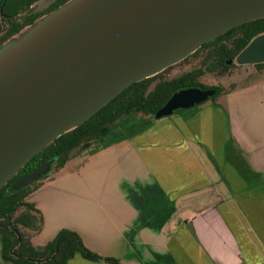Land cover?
Here are the masks:
<instances>
[{
    "label": "crops",
    "instance_id": "crops-1",
    "mask_svg": "<svg viewBox=\"0 0 264 264\" xmlns=\"http://www.w3.org/2000/svg\"><path fill=\"white\" fill-rule=\"evenodd\" d=\"M239 93L242 107L264 117V76ZM226 103L146 119L143 129L112 136L115 144L76 154L59 181L78 179L110 199L97 200L101 213L78 228L59 223L55 232L73 231L88 250L121 264H264V139L237 134ZM232 137L239 147L233 152ZM52 179L28 198L43 212ZM0 264H12L2 259L1 243ZM67 264L110 263L75 254Z\"/></svg>",
    "mask_w": 264,
    "mask_h": 264
},
{
    "label": "water",
    "instance_id": "water-1",
    "mask_svg": "<svg viewBox=\"0 0 264 264\" xmlns=\"http://www.w3.org/2000/svg\"><path fill=\"white\" fill-rule=\"evenodd\" d=\"M263 18L264 0H67L41 15L0 46V190L35 155L132 84ZM231 63L264 64V32L226 61ZM214 95L213 88L181 89L147 120L192 109ZM57 160L15 179L6 192L52 179L65 166L56 168ZM0 220L16 233L17 246L11 219Z\"/></svg>",
    "mask_w": 264,
    "mask_h": 264
},
{
    "label": "trees",
    "instance_id": "trees-1",
    "mask_svg": "<svg viewBox=\"0 0 264 264\" xmlns=\"http://www.w3.org/2000/svg\"><path fill=\"white\" fill-rule=\"evenodd\" d=\"M7 1L0 0V46L23 27L67 0H55L45 10L37 13H33L31 8L41 0H31L25 7L15 11L9 8ZM262 32H264V18L245 23L205 43L183 60L186 62L188 58L200 59L199 67L168 78L166 74L176 66L174 65L151 78L132 84L88 121L61 135L35 155L8 184L54 157L58 158L56 168L63 167L77 152L115 133L116 130H112V125L125 115L139 113L153 119V114L173 93L181 89L213 88L216 90V95L208 102L215 104V99L223 92L222 87L204 85L200 82V78L206 72L216 77H224L232 68L245 67H238L233 63L227 65L226 61L233 60L254 36ZM246 67H252L261 74L264 64ZM8 184L0 190V217L11 219L20 236V242L15 246L16 233L10 228L7 220H0L1 256L4 261L12 264H67L75 254H80L91 261L103 260L110 264H121L117 259L103 258L91 252L77 233L67 229L58 231L56 236L42 247L32 246L30 235L40 231L42 217L36 207L28 202V198L41 184H34L12 194L6 192Z\"/></svg>",
    "mask_w": 264,
    "mask_h": 264
},
{
    "label": "rangeland",
    "instance_id": "rangeland-1",
    "mask_svg": "<svg viewBox=\"0 0 264 264\" xmlns=\"http://www.w3.org/2000/svg\"><path fill=\"white\" fill-rule=\"evenodd\" d=\"M30 1L31 0H8L7 3L9 8L15 11L25 7ZM54 1L55 0H41L37 2L31 10L34 12L39 11ZM179 63H177L176 66L166 74L168 78L176 77L185 71L199 67L200 59L188 58L186 62H183L182 60ZM262 76H264V69L260 74L257 73L254 68L245 66L230 69L224 77H216L212 73L206 72L204 76L200 78V82L204 85L222 87L223 92L217 96L215 99L216 102L219 104L227 102L226 104L230 109V118L233 124V129L237 134L249 136L251 139H253V137H256L257 139L263 137L264 139V121H261L264 117H255L253 106L246 108L240 105L239 90L248 85L254 84L256 79ZM140 119H147V116L139 113H132L123 116L122 119L112 125L113 131L117 129L119 131L109 135L104 140H112V135L115 136L117 134L126 133L130 128L131 131L143 129L145 127L143 126L145 122L137 121ZM126 124L130 125L124 127ZM121 128L124 129L120 130ZM105 141L99 142L98 145L105 148L115 144L112 141ZM228 148H230L232 152L239 149L238 144L233 137L231 138ZM59 177L64 176H56L51 181L47 182L48 186L46 189L50 192L44 200L46 204V207L44 208L45 211L43 212L37 209L42 217V226L39 232L30 235V238L33 239V243L46 242L47 244L50 242L57 234L55 232L56 229L54 230V224L57 226V224L62 223L71 228H78V221H81L85 216L101 213V210L94 205L97 204V200L103 201L110 199L109 191L96 194L94 189L86 188V186H84L78 179L66 183L64 181H59V179H61ZM86 183L88 184V187L95 188L93 182L89 184V181H86ZM136 192L138 193L133 185L131 186V189H128V193L131 197H133V194L135 195ZM141 249L142 248H140V250ZM140 250H137L138 253H140ZM147 263L155 264L153 260L150 261L149 259H147Z\"/></svg>",
    "mask_w": 264,
    "mask_h": 264
},
{
    "label": "flooded vegetation",
    "instance_id": "flooded-vegetation-1",
    "mask_svg": "<svg viewBox=\"0 0 264 264\" xmlns=\"http://www.w3.org/2000/svg\"><path fill=\"white\" fill-rule=\"evenodd\" d=\"M53 3V2H52ZM52 3H50V5L52 4ZM50 5H48L47 7H49ZM47 7H45V8H43V9H41V10H39V11H33V13H37V12H41V11H43V10H45ZM239 27V26H238ZM192 55V54H191ZM228 61V60H227ZM230 65V64H229ZM34 205V204H33Z\"/></svg>",
    "mask_w": 264,
    "mask_h": 264
}]
</instances>
